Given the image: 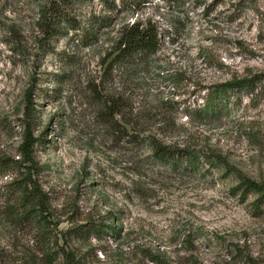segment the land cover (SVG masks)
<instances>
[{"label":"rangeland","instance_id":"obj_1","mask_svg":"<svg viewBox=\"0 0 264 264\" xmlns=\"http://www.w3.org/2000/svg\"><path fill=\"white\" fill-rule=\"evenodd\" d=\"M134 22L161 43L123 60ZM256 75L199 113L210 86ZM243 176L264 183V0H0V264H264Z\"/></svg>","mask_w":264,"mask_h":264},{"label":"trees","instance_id":"obj_2","mask_svg":"<svg viewBox=\"0 0 264 264\" xmlns=\"http://www.w3.org/2000/svg\"><path fill=\"white\" fill-rule=\"evenodd\" d=\"M52 20H71L67 13H61L58 10L51 13ZM52 29H55V27ZM161 43L160 32L155 25L144 26L140 22H134L127 25L122 31L118 43V57L123 60L137 59L143 60L155 53ZM259 76L255 77H234L225 82H220L209 87L208 92L202 96L203 104L199 106V113L206 117L217 116L226 112L231 104V99L236 97L231 92H240L243 90L253 91ZM237 98V97H236ZM33 136L27 132L25 140L21 145V154L23 162H33ZM154 155L164 161L186 160L190 165H198L199 156L191 149L179 148L171 149L154 140L152 142ZM209 158V157H208ZM210 161V159H209ZM212 162V161H211ZM242 188V196L245 197L251 192H262L264 197V183H260L250 177L243 176L236 189ZM264 199V198H262Z\"/></svg>","mask_w":264,"mask_h":264}]
</instances>
